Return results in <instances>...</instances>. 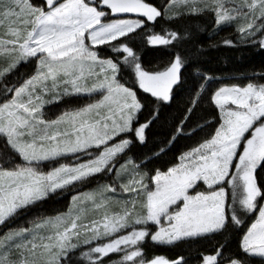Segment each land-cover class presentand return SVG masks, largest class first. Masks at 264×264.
Segmentation results:
<instances>
[{"label": "snow or ice", "instance_id": "obj_1", "mask_svg": "<svg viewBox=\"0 0 264 264\" xmlns=\"http://www.w3.org/2000/svg\"><path fill=\"white\" fill-rule=\"evenodd\" d=\"M247 45L264 0H0V264H264V71L203 63Z\"/></svg>", "mask_w": 264, "mask_h": 264}, {"label": "trees", "instance_id": "obj_2", "mask_svg": "<svg viewBox=\"0 0 264 264\" xmlns=\"http://www.w3.org/2000/svg\"><path fill=\"white\" fill-rule=\"evenodd\" d=\"M199 39L206 46L209 40L208 33H201ZM160 56L161 53L159 51H154L149 47L145 50L143 58L146 63L157 62ZM203 63L206 68L211 69L221 78V81L218 82L245 83L248 79L253 78L252 74L254 72L264 71V48L258 45H247L236 48L222 46L220 48L208 49L203 58ZM93 186L94 184L86 185L84 188ZM71 195L72 193H66L62 197L50 200L42 208L33 209L28 215L31 216L33 213H39L41 211L51 213L56 208L66 209ZM204 250L210 251V248H207V246L201 248V251ZM146 251L149 256L163 254L170 259L177 257L178 254H185L192 260L196 258L195 248L189 250L187 248L171 246H153L149 243Z\"/></svg>", "mask_w": 264, "mask_h": 264}, {"label": "rangeland", "instance_id": "obj_3", "mask_svg": "<svg viewBox=\"0 0 264 264\" xmlns=\"http://www.w3.org/2000/svg\"><path fill=\"white\" fill-rule=\"evenodd\" d=\"M94 187V186H93ZM90 188V187H89ZM88 190V188H83L81 191H87Z\"/></svg>", "mask_w": 264, "mask_h": 264}]
</instances>
